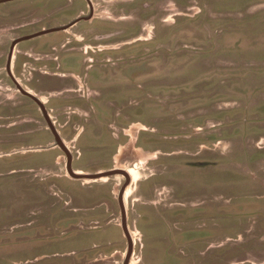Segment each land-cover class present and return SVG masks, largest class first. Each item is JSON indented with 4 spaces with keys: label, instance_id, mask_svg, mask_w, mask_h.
Returning a JSON list of instances; mask_svg holds the SVG:
<instances>
[{
    "label": "rangeland",
    "instance_id": "obj_1",
    "mask_svg": "<svg viewBox=\"0 0 264 264\" xmlns=\"http://www.w3.org/2000/svg\"><path fill=\"white\" fill-rule=\"evenodd\" d=\"M43 1L0 3V264H220V245L252 247L241 257L254 252L253 261L264 264V233H249L258 218L220 216V206L239 200L264 204L256 182L264 173V0H219L220 14L207 12L203 26L180 33L175 58L160 65L149 30L144 49L131 52L138 42L125 46L127 59L105 70L97 63L81 67L76 55L62 58L74 50L52 51L57 33L18 46L17 52L41 54L34 57L46 65L20 64L24 85L40 69L65 74V81L73 73L86 84L81 99L73 92L39 94L55 109L56 136L72 152L75 169L128 172L123 204L131 255L119 202L125 177H65V158L48 126L36 116L15 123L2 113L12 103L5 72L11 39L40 30L12 34L9 23ZM156 74L174 76L163 75L161 85L202 83V102L186 90L154 101ZM195 161L209 165L194 169ZM189 211L191 222L184 218Z\"/></svg>",
    "mask_w": 264,
    "mask_h": 264
},
{
    "label": "flooded vegetation",
    "instance_id": "obj_2",
    "mask_svg": "<svg viewBox=\"0 0 264 264\" xmlns=\"http://www.w3.org/2000/svg\"><path fill=\"white\" fill-rule=\"evenodd\" d=\"M113 2H115L114 5ZM210 11L220 14L219 0H44L42 6L25 10L19 20L9 23L10 29L13 30L12 34L17 29H25L27 27L38 26L40 30L33 33H22L11 39L5 72L12 85L8 88L12 94V103H8L10 104V109L3 110L2 113L7 114L15 123H29L32 122V116H36L48 126L57 139H61L60 136H56L55 128L53 130L50 128V126L55 127L58 122L55 116L52 115L55 109L46 105L44 98L39 93L46 91L52 97H58L65 93L73 92L79 95L78 99L85 98L82 93L86 88V84L80 76L73 73L65 81V74H44L46 72L40 69L39 74H30L31 78L28 81L31 86L24 85L22 77L26 74H18L20 64L22 68L29 63L46 67L43 62H39L41 58L34 57L41 54H35L22 47L17 52L18 46L28 40H32L25 38L42 32L48 33L41 36L57 33L59 35L58 44L52 48V51L71 52L74 50V52L65 54L62 58H71L76 55L80 59L79 65L81 67L86 65V68H90L91 63H97L101 70H105L106 63L112 62V60L124 61L127 59L129 51L124 48L125 46L138 42V46L132 48L131 52L144 49L142 45H145V41H149V38L144 36L146 35V30H149L152 37L148 43L152 44L155 51V63L160 65V63H166L175 58L176 49L182 43V41H179L180 37L178 35L182 32L187 33L192 26H203L205 23L202 20L207 15V12ZM171 17L176 18L171 23H168ZM129 19L133 21H128ZM20 20H23V22L18 24ZM148 20H153L154 23L150 25ZM184 40L186 41L187 39ZM184 46L186 47L187 45L184 44ZM57 59L59 57L53 58L54 65L56 64L54 61ZM103 73L105 72L101 71V74ZM156 75L154 92L152 94L149 93L154 101L160 96V93L176 94L181 90H186L188 95L192 97L191 99L196 100L200 96L196 101L202 102V97L205 94L203 91L205 86L202 83L194 85L191 80L187 79L184 82V86L170 82L161 85L160 80L163 79V75H168V80H171L174 76L173 74ZM51 82L56 84V86H48V84L52 85ZM73 83H76L78 88L73 87ZM214 85L217 86V84ZM217 88L219 87L217 86ZM211 89L214 90V88ZM197 90H201V92L198 93ZM56 100V102L66 101L64 96ZM61 107L63 105L57 106L56 109H61ZM196 130H199V132H195L196 134L202 133L201 128H196ZM63 142L64 140H62V146L57 145V148L61 150L65 158L63 161L65 173L63 175L72 180H86L74 177L75 175H88L89 173L74 168L72 152ZM236 162L239 161L236 159ZM205 163L203 161H195L189 165L199 170L209 165L208 161ZM217 164L219 163L217 162ZM114 171L118 174L112 177L117 175L125 177L123 182L125 186L127 178L125 175H128V172L123 168H114ZM256 178L257 184L260 187H264V173H260ZM262 197L259 196L258 198L263 199ZM252 204L244 205L239 200L232 206H220V216H236L241 219L252 216L257 217L258 219L255 221L256 227L250 230L249 233L251 237L256 234H262L264 233V204ZM190 211L187 213L188 215H184L187 222L193 220ZM232 248H225V246L220 245V256L218 255L217 258L219 259L220 257V264H258L253 261L254 252L247 257H241L243 251L254 248L248 247L238 250L237 248Z\"/></svg>",
    "mask_w": 264,
    "mask_h": 264
},
{
    "label": "water",
    "instance_id": "obj_3",
    "mask_svg": "<svg viewBox=\"0 0 264 264\" xmlns=\"http://www.w3.org/2000/svg\"><path fill=\"white\" fill-rule=\"evenodd\" d=\"M10 1H14V0H0V3H6V2H10ZM47 33L48 32H42L40 34H36V35L30 36L29 38H25V39H33V38H36L38 36H41V35L47 34ZM50 128L53 130L55 127L50 126ZM57 145H61L62 146V139H57L56 140V146ZM115 174H118V173L113 170V171H108V172H100V173L92 174V175H89V174L88 175H81L80 174V175H75L74 177L77 178V179L99 180V179H102V178L113 176ZM127 185H128V182L121 190V193H120V196H119V202H120V205H121V208H122V228L124 230V233H125L126 237L128 238L129 249H130L129 250V255H131L134 242H133L132 236H131V234L129 232V229H128L127 218H126V215H125L124 204H123L124 192H125V189H126ZM128 261L126 262V264H128Z\"/></svg>",
    "mask_w": 264,
    "mask_h": 264
},
{
    "label": "bare ground",
    "instance_id": "obj_4",
    "mask_svg": "<svg viewBox=\"0 0 264 264\" xmlns=\"http://www.w3.org/2000/svg\"><path fill=\"white\" fill-rule=\"evenodd\" d=\"M126 193H128V190H126Z\"/></svg>",
    "mask_w": 264,
    "mask_h": 264
}]
</instances>
